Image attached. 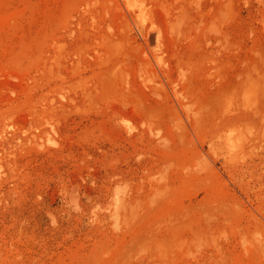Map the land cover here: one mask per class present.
Returning <instances> with one entry per match:
<instances>
[{
    "label": "rangeland",
    "instance_id": "1",
    "mask_svg": "<svg viewBox=\"0 0 264 264\" xmlns=\"http://www.w3.org/2000/svg\"><path fill=\"white\" fill-rule=\"evenodd\" d=\"M0 264H264V0H0Z\"/></svg>",
    "mask_w": 264,
    "mask_h": 264
}]
</instances>
